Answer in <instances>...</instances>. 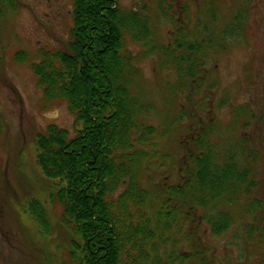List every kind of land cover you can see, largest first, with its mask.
I'll list each match as a JSON object with an SVG mask.
<instances>
[{
  "label": "trees",
  "instance_id": "16d2710c",
  "mask_svg": "<svg viewBox=\"0 0 264 264\" xmlns=\"http://www.w3.org/2000/svg\"><path fill=\"white\" fill-rule=\"evenodd\" d=\"M168 6L157 3L161 19ZM148 12L121 9L119 0H72L68 41L40 51L31 64L44 101L64 104L78 126L73 137L50 124L34 138L36 164L61 210L63 264H215L201 228L220 237L236 224L249 237L254 229L258 250L264 248V225L244 224L246 218L262 222L264 205L254 198L258 154L242 135L218 147L201 94L204 68L220 43L203 24L192 43L185 36L169 46L156 43ZM243 29L238 13L220 41H238ZM129 46L142 52L134 55ZM156 54L183 95L175 115L158 127L149 122L156 107L140 94L136 64ZM26 209L48 229L40 203ZM240 244L244 253L248 242Z\"/></svg>",
  "mask_w": 264,
  "mask_h": 264
},
{
  "label": "rangeland",
  "instance_id": "374dc122",
  "mask_svg": "<svg viewBox=\"0 0 264 264\" xmlns=\"http://www.w3.org/2000/svg\"><path fill=\"white\" fill-rule=\"evenodd\" d=\"M160 1L169 4L164 19L157 12ZM119 7L147 8L152 40L165 46L181 36L192 43L199 35L196 25H209L215 44L220 43L209 55L201 91L207 96L212 139L222 150L235 137L250 139L258 154L254 179L259 187L254 198L264 205V0H119ZM238 13L244 19L240 38L220 41L221 32ZM71 27L72 0H0V264L67 262V246L60 244L64 240L61 210L50 198V183L36 164L34 138L50 124L65 129L69 137L75 136L78 126L64 104L44 101L31 64L40 51L63 47ZM128 48L134 55L141 51L139 46ZM180 52L186 54L184 48ZM158 58L156 54L136 63L142 74L140 94L156 107L149 121L155 127L169 121L183 103L181 90L173 87L174 71L161 68ZM208 85L212 90L208 91ZM246 105L254 118H248ZM241 122L246 128L242 129ZM173 146L166 140L168 150ZM31 201L45 209L47 233L30 217L26 208ZM259 217L261 223L246 218L244 224L261 229L264 211ZM201 232L205 247L214 251L215 264H264V248L258 250L257 237L252 232L246 236L239 225L220 237H212L203 227ZM241 242H248L244 253Z\"/></svg>",
  "mask_w": 264,
  "mask_h": 264
}]
</instances>
